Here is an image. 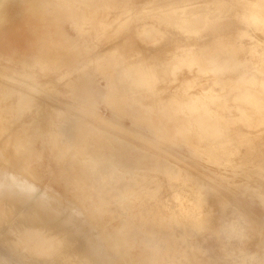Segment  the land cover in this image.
<instances>
[{"label":"clouds","instance_id":"obj_1","mask_svg":"<svg viewBox=\"0 0 264 264\" xmlns=\"http://www.w3.org/2000/svg\"><path fill=\"white\" fill-rule=\"evenodd\" d=\"M41 7L46 22L76 28L73 51L95 68L94 96L147 132L150 164L188 189L181 214L196 233L210 230L207 195L236 201L233 219L215 232L218 256L189 259L165 243L149 264H264V220L246 211L264 210V0H41ZM133 35L162 50L148 57L124 46L103 50Z\"/></svg>","mask_w":264,"mask_h":264},{"label":"rangeland","instance_id":"obj_2","mask_svg":"<svg viewBox=\"0 0 264 264\" xmlns=\"http://www.w3.org/2000/svg\"><path fill=\"white\" fill-rule=\"evenodd\" d=\"M77 39L70 21L44 20L41 0H0V91L10 92L0 108V178L13 177L32 191L20 215L30 214L38 202L54 222L67 223L100 247L111 264H149L165 243L186 250L189 259L218 256L215 232L233 219L234 197L207 195L209 231L198 234L185 222L181 210L185 198H192L188 189L150 164L147 132L94 96L95 68L77 59ZM152 39L122 37L103 50L124 46L153 56L162 48ZM236 128L249 131L242 124ZM246 211L264 220L258 206ZM10 226L6 222L0 231V264H35L3 238Z\"/></svg>","mask_w":264,"mask_h":264},{"label":"bare ground","instance_id":"obj_3","mask_svg":"<svg viewBox=\"0 0 264 264\" xmlns=\"http://www.w3.org/2000/svg\"><path fill=\"white\" fill-rule=\"evenodd\" d=\"M9 96V91H0V108H5ZM21 104L25 102L21 101ZM12 179L2 181L0 178V231L6 222L11 224L3 238L13 246L12 249L33 258L35 264H38V260L58 264H111L104 260L100 247H94L81 238L80 232L67 223L54 222L52 215L45 212L38 202L30 214L21 216L20 205L30 197L32 191L20 181Z\"/></svg>","mask_w":264,"mask_h":264}]
</instances>
